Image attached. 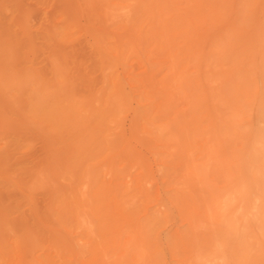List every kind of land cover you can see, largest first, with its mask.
Here are the masks:
<instances>
[{"label":"bare ground","instance_id":"obj_1","mask_svg":"<svg viewBox=\"0 0 264 264\" xmlns=\"http://www.w3.org/2000/svg\"><path fill=\"white\" fill-rule=\"evenodd\" d=\"M70 2H73V1H70ZM70 2L68 4V8H70V4H71ZM94 2H96V0H94ZM98 2H96V5ZM115 2L117 3V8H116V5L114 4L113 5L115 6L116 11L113 14L111 12H107L111 14V16L109 17L112 18V17L117 16V18L118 17L122 18L123 22H125V25L128 26L129 30L133 28L137 32L136 38L140 37V40H141V37H145V38H148L147 41L150 40V43H151L152 39H154L157 46L163 49L164 53H166V55L169 57L171 74H169L167 78L165 77V80H162L161 82H159L156 87V95L157 93H160L158 94L159 96L162 95V100H161L162 106L160 107V109H162L163 111H168L170 110V108H175L173 103L171 104L168 103V100L172 99V95L170 93L171 90L170 91L167 90V88L173 85L174 83H176L180 91H183L187 94L190 93L192 95V96L189 95L191 97V102L190 103L188 102V107L185 110L180 108V110H184L181 112L178 110L177 112H180V114H176L172 112V114H170V117L167 116L165 118L159 119V118H155V116H151L148 110V103H147L148 93H146L144 89L139 88V87L134 90L126 88L125 78L122 76V73L118 67L121 61L120 59L121 54L119 53V50H120L119 45L107 47L106 44L102 40L103 38H101L102 36L100 37L96 33L95 30H94L95 31L94 33L92 32L93 36L92 34L89 33V35H91V41L93 37V44L91 45V47H93L92 48L93 56L90 55L91 60L90 58L89 60L94 61L93 58H95V62H96L94 64L95 66L92 68L93 73L89 72L90 77L88 78V82L86 79H83V77H81L82 75L81 72H80L79 77L75 76L78 79L82 78L83 81L85 80V82L88 83L87 85L86 83L84 84L85 89L87 88L86 91L83 88L84 89L83 92L81 90L82 93L80 91L75 92L74 89H78L75 87V83H74V80L76 81V79L72 78V75L69 76L68 74L67 76V73H69V71L75 72L73 71V68H71V65L73 66L72 64L73 60H74L73 62H77L75 61V58H77L76 53H75L76 56H73V60H69V62L71 61L70 62L71 64H69L70 66L68 65L69 70L68 68H66L68 70L66 74L64 73L65 70L59 69L57 60H52L54 62L53 63L54 66L52 64V67H50V71L52 70L51 68L53 67H55V69H53L52 72L49 71V73L52 74L53 71L55 70L54 77L56 78H53V76L50 74L51 78L46 79L44 76H42L44 75L42 71L39 72L40 75H38V73H34V71L32 73V70L30 71L27 70L25 73H23L24 76H22L19 73V71L15 67H13V66H16V64L19 61L25 60L30 65H32L33 68L43 67V66L39 67L38 64L36 66L35 62L37 60L32 61L31 57H29V59L25 57L24 55L25 48L29 49L30 46H33V48L35 47L36 53L38 56L41 54V51H40L39 46L36 47V45L34 44L35 43L34 39L38 37L39 35L40 37H44L46 39L45 43L47 42V39H48L49 41L48 48H49L50 40L51 42H53V40H55V37H57L59 31L58 33L56 32V36H55V34L51 35L50 32H48L47 30L44 31L40 27L41 30L37 31L38 32L37 34H39L37 36V34H33L34 32H32L31 24L29 25L28 20L26 21L25 19H24L25 21L24 24L20 25L22 28L18 29L19 25L17 24L19 23L16 22L17 20L15 21L13 17H11L12 15H14V11H13L14 6L12 9V7L8 5V7L10 6V8L12 9L10 11L13 13L8 11L9 10L8 9L6 10V16L0 17V24H2V28L4 24L6 26V27L4 26L5 30L0 27L1 28L0 29L1 30L0 31V63L2 64V65L0 64V66H2L3 68V70H1L0 68V79H1V76H2L1 82L4 80L13 79V83L17 87H21L23 91L20 92L22 96L21 97L19 96L20 98H18V100L20 99V101L18 100L13 101V99H16V96H17L16 94L13 95L14 98L11 97L12 99L10 98V100H8L9 101L8 114H5V112H7L6 110L7 105L4 104V107H6V109L4 108V110L6 111L4 112L3 117L0 116V119L1 118L3 119V121L0 122V125H6L7 124L6 121H8V124L10 122V125L12 126L22 125L23 127V125H30L31 131L32 129L33 130L35 129L34 130L35 134H37L36 130L39 132V129L41 128V127L40 128L37 127L38 125H41V126L43 125V127L44 125H53L52 127L55 128V132L57 131L58 135L54 133V136L56 138H54L53 136H49V139L50 138L53 140L57 139V141H55L54 143L57 146H58L57 142H59V140L61 139V141H64L65 144H68V147H65L63 149L62 146H65V145L61 144L62 143L61 141H60L61 142L60 144L63 150L62 149L59 150L60 146L58 147L57 150H55L53 143L51 147L50 145L48 146V148L50 147L49 149L52 150V154L54 150L55 156L52 157L51 161L54 160V163L52 165H54L55 167V165L57 164L56 161L59 158L58 163H59L60 168L58 170L62 171L61 175L64 174L65 176L67 175L69 176L68 178L66 177L67 179L66 178L65 179L69 180L70 185H71V183H74V180L71 182V179L69 178L70 176L74 175L76 171L78 174H80L79 175L80 179L83 182L88 180L87 176H88V170L90 169V167L87 161L90 160V157H91L90 153L92 152L91 147L93 146V145H89L90 141L95 140V139H98V141L99 139L106 141L108 139V135H110L109 133L110 126L112 125V127H114V125H120L121 118H123L121 117L123 111L126 109L128 110L131 109L133 114L131 113L132 118H131L130 125H137L139 127V130L137 132H140V130L143 131L146 138H149V139L155 138L156 140L157 138L156 136L158 135L165 136L166 134L174 135L176 136V138L178 137V140H179L178 152H180V154L179 153L178 154L183 157L181 159H184L185 157L186 162H183L184 163L183 166L179 167L182 161L178 160L180 163L179 162L177 163H179L180 165L178 164L179 166L178 165L177 166L180 169L178 168H177L178 170L176 169L174 178L176 179L177 185L178 184L180 185V188L183 187L187 189L186 191H188L187 192L188 195L186 199L193 202L197 206L201 207L203 210V212L202 211L200 212V215H196L191 219V227L197 228L198 226H202L204 224V221H206L205 223H208L209 220L212 219V217H214L213 212H212V207H215L216 210L217 209L224 210L227 204L231 203V201L236 197L239 199L238 202L240 201L241 205L243 204L245 213H249L250 215L252 211H255V213L257 214L256 216L258 218V221L255 223H252L251 228L246 233L249 238L247 237V240L245 241V246L247 247V250L245 252H243L242 250L243 246H241V242L239 241V239H237L238 237L243 238L241 234L242 231H239L237 227H234V226L232 228L226 227V228H220L217 231L215 230L216 231L215 235H211V236L202 235L200 236V238L198 237L197 240L195 239L194 241L183 242L182 247H181L182 251L180 252H182L183 255L186 256V258L190 259L193 264H208L209 262H213L214 264H264V255H262L264 254V160L262 159L264 157L263 147H262L263 140H264V132L262 131V129H260L256 125L244 124V123L238 122L235 119L237 109L248 110V105L249 103H251V101L245 102L246 98L251 93L250 94L247 93V96L244 99H242L239 96L238 91H239L240 86L246 85L247 87H249L247 89L248 91L249 89H254L256 87L258 88L257 78L259 74H261V79H264V50H263V46H264V0H239L237 3L234 4L233 7H232V4L229 3V0H115ZM6 3L5 4L3 3V7L4 5L6 6ZM78 3H81V2L78 1ZM99 3H100L99 4L100 7H103V9L108 10V11L111 7H114L113 5L110 7V5H108V2L106 0H101ZM74 4L75 2H73V5ZM248 4H254L255 6L258 7V8L256 7L257 10L255 11V15L257 14L256 17H258L259 19L258 26H257L258 30L256 31L257 39L255 40V43L258 48L262 46V50H260L261 52L257 51L256 53L253 54L251 58L250 68L245 70V69H242L241 67V64L244 62V58H242V56L240 55L235 45L236 43H238V38H237L238 34L240 36V33H247V32L249 33L250 31L249 28H251L249 25V20L251 16L245 12L246 11L245 7ZM75 5L74 7L72 6L74 12L76 10ZM99 5H97L98 8H99ZM93 6L95 8V5ZM3 7L0 9V11L3 10ZM5 8L6 7H4V9ZM99 9L98 11L101 13ZM92 10H93V7H92ZM230 10L238 11L236 20L233 21L231 19V21L229 22L227 21L228 20L227 19L225 20V23H222L228 11ZM7 12H10V14L9 13L7 14ZM76 12H78V10H76ZM70 13H68V15ZM74 15H72V18ZM60 17L62 16L60 15ZM76 17L78 16H75V18ZM97 18H99L98 15H97ZM110 19L108 20V18L106 17L105 21L104 20L103 21L105 23H108V21L110 22ZM90 20H93V18ZM67 21H69V19ZM202 23L203 25L211 26V28L214 27L215 25H220L222 23L220 26L221 27L223 26L221 29L223 34L221 36L218 35L219 37L216 39V41L213 40L214 38L212 39L211 37L209 40L210 45L208 46L205 45L206 43H208V41L207 42L205 41L206 43H203L204 41L201 42L199 38V42L201 44L203 43V46H204L201 48L206 47L205 51L208 50L210 46L209 50L207 51V54L205 52V54H203L204 55L203 57L201 56L199 57L198 55L195 54L193 50V49H196L198 46V45L196 46L198 39L196 40L194 37L193 38L194 40H193L191 37L195 33L193 31H197L198 29L197 27L204 28L201 25ZM84 24L85 23H83V26ZM58 26L61 27L60 24H58ZM58 26H56L55 29L59 28ZM73 26H75V23ZM119 26H121V24ZM74 28L75 27H73V30ZM77 28H78V25H77ZM91 28L90 29L88 28L89 31L91 30ZM61 29H60V32H62ZM67 29L63 30V32L65 31L66 33L64 34V37L68 33ZM204 29L209 30L208 27L207 28L205 27ZM106 30L105 32L107 33ZM126 30H127V27H126ZM208 30L206 31L210 32ZM50 31H53V30L50 29ZM70 31L71 30H69V32ZM199 31H202V29H200ZM220 32L219 34H221ZM254 32L255 31L253 28V33ZM71 33L73 34L74 32H71ZM83 33L87 34V31ZM197 33H201V32L197 31ZM61 34H59V36H61ZM141 34H145V36H141ZM201 34H207V33L205 32ZM59 36H58V39H59ZM116 36L118 37L117 34ZM64 37L62 36L63 40L65 41ZM204 37L206 39V35H204ZM118 38H120V36ZM211 39H212V42H211ZM246 41H247V44H249V40H246ZM83 42L85 41L82 40V43ZM45 43L43 42L40 44L41 45L44 44L45 46ZM142 43L144 44L145 41L144 42L141 41V44ZM250 46H251V43H250ZM37 48H38V51H40L39 53L37 51ZM199 48H200V45H199ZM138 49H134V51H139ZM228 49L230 50L232 49V50L227 55L226 52ZM45 50L42 52L43 55L46 52ZM141 50H143V48ZM70 51L68 52L70 53ZM89 52H90V49H89ZM153 52H154V49H153ZM197 54L200 55V53H197ZM46 55L49 56L47 53ZM67 55L68 53L66 54V56ZM225 55H226V58H225ZM68 56L72 57V55H68ZM245 57L248 62V54ZM80 59H81V56H80ZM148 60L150 61V59ZM49 61H50V66H51V62H52L51 59ZM90 61H88V57H87V64ZM212 61H216V62L212 63ZM145 62H147V60ZM34 63H35V66H34ZM210 64H214L213 65L214 68H210L211 67ZM30 65L27 66V68L30 67ZM8 66L10 67V69H8L9 68ZM78 66H80L79 63L75 66L76 67L75 73L78 72L77 70L79 69ZM89 66L91 68L93 65H89ZM63 67L65 68V65ZM196 68H198V71ZM88 69L89 67L86 68L85 70H88ZM149 69L150 68H148V71ZM146 71H147V67L145 71L143 72H146ZM154 71L156 72L155 68H154ZM49 73L46 72L45 75L46 74L49 75ZM152 75H154L153 72H152ZM6 76H7V79L5 78ZM211 82L213 83L215 82V84L213 85L216 87L212 85L210 87ZM152 84H154V82L151 83V85ZM80 86L82 89L81 84ZM154 86L156 85L154 84ZM1 87L3 86L0 85V96L2 93L3 96H1V98L4 97L3 99H5L7 98L6 94H7V91L9 92L8 90L9 88H7L6 93H5L4 87L3 88ZM210 88L212 89L210 90ZM153 89L155 90V87ZM153 89H151L152 93H153ZM255 90L256 89H254V91ZM11 92H14V91H12V89L10 90L9 97L12 96ZM209 92H212L211 95ZM256 95L257 93H254V97H256ZM7 99L5 101L2 99L1 100L4 103H7L6 102ZM263 100H264V96H263ZM3 102L1 103L3 104ZM20 102L22 103L19 104ZM225 102L228 103V113L231 117L229 121L227 120L228 122L223 123L224 125L226 124V126L222 124L224 126L222 127L220 123H219L220 125L214 124L216 121H215L214 116L212 118V115L219 114L218 109ZM0 108L3 109V106H1ZM222 109L220 107V110ZM4 110L0 111V115H2L1 112L3 113ZM223 111H226V110L224 109ZM165 113L166 112H164V115ZM209 116H211L213 120L209 118ZM216 117L218 118L219 116L216 115ZM221 118L222 116L220 112V117H219L220 122H221ZM4 119L6 121H4ZM212 122H213V125L211 124ZM222 122H224V120ZM31 125L33 126L35 125L36 128L35 127L31 128ZM13 129L15 130L16 128H13ZM61 129L63 130L61 131ZM114 130L113 132H115ZM17 131H20V130H16L14 134ZM40 132H42V130H40ZM2 134H3V130L0 135L2 136ZM14 134H11V135H14ZM42 134H44L43 137L45 138V141H46V136H48V133L46 134L45 129H44V133L42 132ZM204 135L208 136V140H207L208 144L203 145L199 148H197L196 145L191 144V143H194V140H197L196 138L204 136ZM13 137L15 139V136ZM110 137L111 135L109 136V138ZM143 137L140 136V139H142ZM14 139H12V141H14ZM51 139L48 141L52 142L53 140ZM9 140L11 141V139ZM48 141L47 143H49ZM43 143L45 142H42L41 140V143H40L39 141L40 145ZM119 143L121 144V142ZM225 143L227 144L226 148L224 147ZM4 145L5 144H3V146ZM45 145L47 144L45 143ZM3 146L1 147L2 149L5 147ZM42 147L43 149L45 148L44 144ZM220 147L225 148V149L221 148L222 153L218 152V149ZM11 149H9V151ZM195 150H197L198 154L204 157L202 161H196L195 160L196 158L194 159L192 157L194 154L192 156L190 155V153ZM6 151H8V149ZM48 151L46 152V154H48ZM223 151L225 153H223ZM3 152H4V149H3ZM179 155H178V159H179ZM259 155H261L262 158ZM44 156L45 155L43 154L42 158L40 159L43 160L45 158ZM50 156H51V153H50ZM125 156L127 157V155ZM0 157L4 158V156H0ZM47 157L49 158V156ZM47 161H44L43 164L45 162L47 163ZM49 165L50 164L48 163L47 167H49ZM52 165H50V167ZM211 165L213 167V172H216L218 176L223 177L224 175L225 177L229 179L228 189L226 191H225V188H224V191H221L215 187L207 188L206 185L205 186L202 185L200 187L199 183L200 182L203 183V181H205L206 175L208 173L207 172L208 167L211 169L210 167ZM6 166L10 170H12V168H10L7 165V163H6ZM42 166L43 165H41V168H39L38 170L40 169L42 170ZM44 169L45 170L43 172L45 171L47 172V169L46 168ZM51 169L55 170L53 167ZM157 169L159 171V168ZM46 172L44 173V175L46 174ZM147 173H148L147 166L146 168L145 166H142L140 174L135 180V184H134L135 187L133 188L134 191L132 192V190H130V192L128 193L123 191L121 194L122 202L120 203V205H122V208L124 210L126 208V204L128 205L129 203L131 205L133 204L132 201L135 200L134 201V205H135L136 199L140 198L139 202L137 201L138 203L136 207L130 209L129 211H127L126 209L127 213H124V216H126L125 221L128 218H130L128 219L129 229L132 227L131 237L132 236L133 237L130 239V241H133V244L130 247V243L128 242V248L132 249L133 247V250H136V253H137L136 257L141 258V260L138 259V261L136 263L134 262V264H159L161 263V260L158 257L159 252H161L159 247L161 246L157 239V233H156L157 227L155 224V220L159 219L158 211H161L162 209L157 210V208L160 207L162 202H164V199L162 198V196L159 195L158 198L152 201V199L150 198L152 195L150 196L148 193H144V185H145L144 183L145 181H148L147 177L149 173L148 174ZM240 173H242L243 175V179L241 178L242 179L241 181L239 180ZM37 176H36L37 179L42 178L40 177V175H37ZM40 179H39V182H40ZM48 179L49 178H47V181L45 182V184H47V182L49 181ZM51 180L52 179L50 178V181ZM171 181H172V177H171ZM172 182L174 183V181ZM40 184L41 183H39V187L41 186ZM165 184L168 185V183H165ZM43 186H44V183H43ZM55 186H56V183H55ZM71 187L73 186H70V188ZM80 187L82 188V186ZM89 187L86 193H88ZM53 188L54 187L52 185V189ZM110 191L112 192L111 189ZM126 191H128V189ZM149 191L147 190V192ZM57 192L55 191L56 194ZM63 192L65 191L63 190ZM46 195L48 196V194ZM141 198H143V203L139 204L140 201L142 202ZM150 201L155 202L153 203V205L157 206L159 203L160 205H158V207L152 206L148 210L146 206ZM237 209H240V204ZM64 210L66 211L65 215L67 216V218L75 219L79 225H84L85 227H87L88 233L94 230L92 219H90L89 204L83 203L82 201L81 202L70 201L68 202ZM252 219H253V216H252ZM130 221H133L132 225H130L131 223ZM217 224H213L212 226L214 225L217 226ZM205 228H206V225H205ZM127 230H128V227L126 228V231L124 232H127ZM198 233H200V231ZM230 233H235L236 238L230 236ZM252 239H256L258 241L259 246L257 250H259L261 253L259 257L254 256L253 254L254 252L252 253V249H254L255 247L252 242L253 241ZM256 240H254L255 245L257 243Z\"/></svg>","mask_w":264,"mask_h":264},{"label":"rangeland","instance_id":"obj_2","mask_svg":"<svg viewBox=\"0 0 264 264\" xmlns=\"http://www.w3.org/2000/svg\"><path fill=\"white\" fill-rule=\"evenodd\" d=\"M0 1H1L0 9L3 7V3L5 4L8 1L7 2L8 4L6 3V6L4 5V7L6 8L4 9L3 7V10L0 11V17L6 16V10L9 9L8 11H10L13 9V6H14V9H15V10L13 9L14 15H12L11 17H13V19L15 21L17 20L16 22L19 23L17 24L19 25L18 29L22 28L20 25L24 24L25 22L24 19H25L26 21L28 20L29 25L31 24L32 32H34L33 34H37L38 33L37 31L42 29L44 31L47 30L48 32H50L51 35L55 34L56 36V32L58 33L59 31L57 37H55V40H53V42H51L50 40L49 48H48V45H49L48 39H47V42L45 43L46 39L44 37H40V35L37 34V36L38 35L39 36L34 39L35 41L34 44L36 45V47L39 46L42 55H43L42 52L46 49L45 50L46 52L44 53L43 56L41 54L37 56L36 48L35 47L33 48V46H30L29 49L25 48V52H24L25 57L28 59L29 57H31L32 61L37 60L35 62L36 66L38 64L39 67L41 66L43 67L33 68L32 65H30L25 60L19 61L16 64V66H13V67H15L22 76H24L23 73H25L27 70L29 71L32 70V73L34 71V73H38V75H40L39 72L42 71L44 73V75L42 76H44L46 79L51 78V75L53 76V78H56L54 77L55 70L53 71L52 74L49 73L50 67H52V64L54 63L52 60H57L59 69L65 70L64 73L66 74L69 70L68 65L71 64L70 63L71 61L69 62V60H73V56H76L75 55L76 53L77 58H75V61L77 62H73L74 61L73 60L72 64L74 67L71 65V68H73V71L76 72L75 66L79 63L80 66H78L79 69H77L79 74L78 72L75 73V72L69 71V73H67V76L69 74V76L72 75V78L76 79V81L74 80L75 87L78 88L79 90L74 89L75 92H79V91L81 92V90L83 92V90L85 89L84 84L85 83L86 85L88 84L87 83L88 78L90 77L89 72L93 73L92 68L95 66L94 64L96 63L95 58H93L94 61H90L91 60L90 55L93 56V49H92L93 47H91V45L93 44V37L91 41V35H89L90 33L93 36V33L96 31V33L100 37L102 36L101 38H103L102 40L106 44L107 47L119 45L120 47L119 53L121 54L120 64L122 66L119 64L118 67L122 73V76L125 78L126 88L134 90L139 87V88L144 89L146 93H148L147 103H148V110L151 116H155V118L160 119V118H165L167 116L170 117V114H172V112L176 114H180L181 111H184L188 107V102L189 103L191 102V97L189 96L191 94L190 93L187 94L183 91H180L176 83H174L175 85L173 84L169 86L168 87L169 89L167 88V90L169 91L171 90L170 93L173 99L172 101V99H170L169 97L171 101L168 100V103L169 104L173 103L175 108H170V110L168 111H163L162 109H160V107L162 106V101H161L162 95L159 96L158 94L160 93H157L156 95V87L159 82H161L162 80H165V77L167 78L169 74H171L169 57L166 55V53H164L163 49L157 46L154 39H152L151 43H150V40L147 41L148 38H145V37H141V40H140V37L136 38L137 32L133 28L129 30L128 26L125 25V22H123L122 18L120 17L117 18V16H115V17H112L113 18L112 19L111 17H109L111 16V14L107 12H111L113 14L116 11L114 5H116V8H117V3L115 2V0H109V1L106 0L108 2V5H110V7L114 4L113 5L114 7H111L109 11L103 9V7H100L99 2L101 0H96V2L99 1L97 5H99L100 9L97 7L96 2H94V0H85V2L84 0L82 1L81 0H69V1L68 0H0ZM70 1L75 2V4L77 2V4L76 5L74 4V5H75V9L78 10V12H76V10L74 12L73 2H70ZM78 1H80L81 3H78ZM238 1L239 0H236V1L229 0V3L232 4V7H233L234 4L237 3ZM69 2L71 3L70 8H68ZM8 5H10L12 9L10 8V6L8 7ZM93 5H95V8ZM92 7H93V10H92ZM256 7L257 6H255L254 4H248L245 7V10H246L245 12L251 16L249 20V25L251 27L249 29L251 33L249 31V33L248 32L240 33V36L238 34V37H237L238 43H236L235 45V47H237V50L239 51L242 58H244V62L241 64V67L242 69H245V70L250 68L251 58L253 54L256 53L257 51L261 52L260 50H262V46L258 48L255 43V40L257 39L256 31L258 30L257 26H258V21H259L258 17H256L257 14L255 15V11L258 8ZM98 9L101 11V13L98 11ZM67 11L68 13H70L71 11V13L68 15ZM230 11H228L227 13L229 17L226 15L222 23H225V20L227 19H228L227 21L229 22L231 21V19L233 21L236 20L238 11L233 10L234 13L233 11L231 12ZM10 12H7V14L8 13L10 14ZM230 13L233 17L230 15ZM60 15L62 17H60ZM72 15H74L73 18H72ZM97 15L99 18H97ZM75 16H78V17L75 18ZM106 17L108 18V20L111 18L110 19L111 23L109 21L108 23L104 22ZM92 18L93 20H90ZM68 19L69 21H67ZM77 20L80 21L81 23L78 22ZM74 23H75V26H73ZM83 23H85L84 26H83ZM58 24H60L61 27L58 26ZM120 24L121 26H119ZM77 25H78V28H77ZM90 25L92 26V28ZM201 25L204 28L208 27L209 30L208 29L206 30L210 32H207L204 28L197 27L198 32H201V33L206 32L207 34L197 33V31H193L195 32L194 34L192 33L193 36L191 38L193 39L195 37L196 40L198 39L197 44H196V46L198 45L196 48L197 50L196 49H193V50L195 54L198 55L199 57L200 56L203 57L204 56L203 54H205V52L207 54V51L210 48L209 46L208 50L205 51L206 47L201 48V47H204L203 43H206L208 41V43L205 44L208 46L210 45L209 40L211 37L212 39L214 38L213 40L216 41V39L223 34L221 30L223 26L221 27L220 25H215L214 27L211 28V26L203 25V23ZM4 26L2 28V24H0V27L5 30L6 26L5 27ZM56 26H58L59 28L55 29ZM123 26L125 27V29ZM73 27H75L74 30H73ZM126 27L128 31L126 30ZM88 28L89 29L91 28V30L89 31ZM199 28L202 29V31H199L200 30ZM218 28L221 30V32ZM253 28L255 31L254 33H253ZM50 29H52L53 31H50ZM60 29L62 30V32H60ZM65 29H67L68 33L64 37V34L66 33L65 31L63 32V30ZM69 30L71 31L69 32ZM105 30L107 31V33L105 32ZM125 30L127 33L125 32ZM86 31H87V34L83 33ZM218 31L221 34H219ZM71 32H74L76 35L74 33L72 34ZM115 33L118 35V37L120 36V38H118ZM59 34H61V36H59ZM204 35H206V39ZM58 36H59V39H58ZM62 36L64 37L65 41L63 40ZM141 36H145V34H141ZM199 38L201 42L204 41L202 44L199 42ZM212 39H211V42H212ZM82 40L85 42L82 43ZM246 40H249V44H247ZM42 41L45 43V46L44 44L42 45L40 44V43H43ZM141 41L142 42L145 41V43L141 44ZM250 43H251V46H250ZM199 45H200V48H199ZM142 48L143 50H141ZM89 49H90V52H89ZM134 49H138L140 52L134 51ZM153 49H154V52H153ZM231 50L230 49L227 50L226 52L227 55L229 54ZM263 50H264V46H263ZM37 51H38V48H37ZM40 51H38V53ZM68 51H70V53ZM65 52L66 54L68 53V55H72V57L71 56L69 57L68 55L66 56ZM46 53L50 57L47 56ZM197 53H200V55ZM247 54H248L249 63L247 62V59L245 57L247 56ZM79 55L81 56V59ZM87 57H88V61H90L88 62V64H87ZM225 58H226V55H225ZM50 59L52 61L51 66H50V61H49ZM143 59L145 61L147 60V62H145ZM148 59H150V61ZM214 62L216 61H212V63ZM35 63H34V66H35ZM29 65L30 67L27 68V66ZM64 65H65V68L63 67ZM89 65H93V66L90 68ZM213 65L214 64H210L211 66L210 68H214ZM88 67L89 69L85 70ZM146 67H147V71L143 72L145 71ZM0 68L1 70H3L2 66H0ZM66 68H68V70ZM148 68H150L149 71H148ZM154 68L156 72L154 71ZM8 69H10V67ZM51 69L53 70L55 69V67ZM196 69L198 71V68ZM52 70L50 72H52ZM46 72L49 73V75L46 74L47 77L45 75ZM80 72L82 74L81 77H83V79H86L87 82H85V80L83 81L82 78L81 79L76 78L80 76ZM152 72L156 76V78L154 75H152ZM5 78L7 79V76ZM257 79H258V88L257 87L254 88L256 89L255 91L254 89H249L247 91L249 87H247L246 85L240 86L239 91H238L239 96L242 99H244L247 96V93L249 94L251 93L245 100V102L251 101V103H249L248 105V110L237 109L235 119L238 122H241L244 124L256 125L260 129H262V131L264 132V100H263L264 79H261V74L258 75ZM1 80H2V76L0 79V85L4 87L5 93H6L7 88H9L8 89L9 92L11 89L12 91H14V92H11L12 96L10 97H9V92L7 91L8 96L6 94V97L9 99L7 98L3 99L4 97L1 98V96H3V94L1 93L0 107L3 106V109L1 108L0 109L4 110V108L6 109L7 107L6 109L7 112H5L6 110H4L3 113L1 112L2 115L0 116L3 117L4 112L5 114H8V107H9L8 100H10L11 97L14 98L13 95L16 94L17 95L16 99H13V101H17L18 98L22 96L20 92H22L23 89L21 87H17L13 83V79L4 80L2 82ZM147 82H149L150 84ZM153 82L156 86H154V84L151 85V83ZM80 84L82 85V89H81ZM213 84H215V82L214 83L211 82L210 87L211 85L214 86ZM154 87H155V90L153 89ZM212 88H210V90ZM151 89H153V93ZM209 93L211 95L212 92H209ZM254 93H257L256 97H254ZM1 99L4 101L7 99L6 101L7 103H4ZM18 101H20V99ZM1 102H3V104ZM21 103L22 102H20L19 104ZM4 104H6L7 106L5 105L6 107H4ZM220 107L221 109L223 107V109L220 110ZM220 107L218 109L219 114H216V115L220 117V112H221V116H222L221 122H220L219 117L217 118L216 115H212V118L214 116L215 121H216L214 123L215 125H220V124L222 125L223 123L228 122L231 117L228 113V103L227 102L223 103ZM180 108L184 110H180ZM224 109L226 111H223ZM178 110L180 112H177ZM164 112H166L165 115H164ZM131 113L133 114L131 109L130 110L126 109L123 111L122 116H121L123 118H121V121H120L121 126L114 125V127H112L111 125L109 128V133L111 137L109 138L110 135H108V139L106 141L101 140V139H99V141L98 139L90 141L89 145H93V146L91 147L92 152L90 153V156H91L90 160L87 161L90 167V169L88 170V176H87L88 180L83 182L80 179V176H79L80 174H78L76 171V173L70 176L69 178L71 179V182L74 180V183H71V185H70V181L66 180L69 176L68 175L65 176L64 174L61 175L62 171L58 170L60 168L59 163H58L59 158L56 161L57 164L55 165V167L54 165H52L54 163V160L53 161L51 160H52V157L55 156L54 150L52 154V150L49 149L52 146V143L55 147V150H57L59 146H60L59 150L62 149V147L63 149L65 147H68V144H65L64 141H61V139L59 140V142H57L58 146L54 144L55 141H57V139L53 140L50 138L54 142L48 141L50 140L49 136H53L54 138H56L54 136V133L57 134V131L55 132V128L52 127L53 125H44V127L47 126L46 128H44L43 125L42 126L36 125L37 127L39 128L41 127V128L39 129V132L36 130L37 134H35L34 132L35 129L34 130L32 129L33 131L32 132L30 129V125H23V127L22 125H19L20 127L18 125H13L14 126L13 127L12 125H10V122L8 124V121L4 119V121H6L8 125L7 124L0 125L1 126L0 130L2 129L3 134H4V135L2 134V136L0 135V153H1L0 156H4V158L0 157V264H132V263L134 264V262L136 263L138 259L141 260L140 257L139 258L136 257L137 253H136V250H133V247L132 249L128 248V242L130 243V247L133 244V241H130V239L133 237V236L131 237L132 227L129 229L128 219L130 218H128L125 221L126 216H124V213H127V211H129L130 209L136 207L140 198H137L138 200L135 198L136 199L135 205H134L135 200L132 201L133 204L131 205L129 203L128 205L126 204L125 210L122 208V205H120V203L122 202L121 194L123 191L127 193L130 192V190H132V192L134 191L133 188L135 187L134 186L135 180L139 176L142 166H145V168L147 166L148 173H149V174L147 173L148 181H145L144 183L145 184L144 193H148L150 196L152 195L150 197L152 201L158 198L159 195L162 196V198L164 199V202H162L161 205L160 203L158 204L160 205V207H158V205L157 206L153 205V203L155 202H152V201H150L146 206L148 210L152 206L158 207L157 210L162 209L161 211H158L159 219L155 220V224L157 227L156 228L157 239L161 246L159 247L161 252H159L158 254V257L161 260V263L159 264H193L190 259L186 258V256L183 255L182 252H180L182 251L181 250L182 243L186 241H194L195 239L197 240V238L198 237L200 238V236L202 235L203 236L215 235L217 230H219L220 228H226V227L232 228L234 226V227H237L239 231H242L241 234L243 238L238 237L237 239H239V241L241 242V246H243V249H242L243 252L247 250V247L245 246V241L247 240L248 236L246 233L251 228L252 223H255L258 221V218L256 216L257 214L255 213V211H252L250 215L249 213H245L243 204L241 205V202L240 201L238 202L239 199L236 197L231 201V203L227 204L224 210L223 209L216 210L215 207H212V212H213L214 217H212V219L209 220V222L211 221L210 223L209 222L205 223L206 221H204V224L202 226H198L197 228L191 227V219L196 215H200V212L201 211L203 212V210L201 207L197 206L193 202L186 199L188 195L187 193L188 191H186L187 189L183 187L180 188V185L179 184L177 185L176 179L174 178V174L178 166L181 164L179 166L181 167L184 164L183 162H186V158L184 157L185 161L184 159H181L183 157L179 155L180 152H178V149H179L178 148L179 146L178 137L176 138V136L174 135L166 134L165 136L164 135L156 136L157 137L156 140L155 138L154 139L146 138L143 131L140 130V132H137L139 130V127L137 125H130L131 118H132ZM209 118H211V116H209ZM223 120L224 122H222ZM1 121H3L2 118L0 119V122ZM211 124L213 125V122ZM223 125L222 127L226 126V124L224 126ZM33 127H35V125L34 126L31 125V128ZM13 128H16V129L14 130ZM44 129H45L46 134L48 133V136H46V141H45V138L43 137L44 134H42V132L44 133ZM63 129H61V131ZM16 130H20V131H17L14 134ZM40 130H42V132H40ZM113 130L115 132H113ZM38 133H40L41 135ZM11 134H14V135H11ZM13 136H15V139ZM140 136L142 137L144 136V137L140 139ZM9 139H11V141ZM12 139H14V141H12ZM196 139L197 140H194V143H191V144L196 145L197 148L208 144L207 135L198 137ZM41 140L42 142H45L47 144L45 145V143H43L45 146L44 149L42 147L43 144L41 145L39 144V141L41 143ZM47 141L49 143H47ZM119 142H121V144ZM60 143L64 144L65 146L61 147ZM3 144H5L4 146L6 148L3 146ZM49 145L50 147L48 148ZM2 146L4 147L3 148L4 152H3V149L1 148ZM224 147L225 148L227 147L226 143ZM224 147H220L218 149V152L222 153L221 148H224ZM262 147H263V154H264V140H263ZM7 149L8 151H6ZM9 149L11 150L9 151ZM47 151L49 155L46 154ZM49 152L51 153V156ZM223 153L225 152L223 151ZM43 154L45 155L44 156L45 158L43 160L44 161L48 160L47 163L45 162L44 164H43L44 161L40 159L42 158ZM125 155H127V157ZM178 155H179V159H178ZM190 155L191 156L193 155L192 157L194 159L196 158L195 159L196 161H202L204 159L202 155L197 153V150L191 152ZM47 156H49V158ZM259 156L261 157V155ZM262 159L264 160V157ZM178 160L182 162L180 163ZM177 162H179L180 164ZM6 163L10 168H12V170L7 168ZM48 163L52 166L50 167L49 165V167H47ZM41 165H43L42 170L41 169L38 170L39 168H41ZM52 167L55 170L51 169ZM210 167L211 169L208 167V171H207L208 173L206 175L205 181H203V183L202 182L199 183L200 187L202 185L203 186L206 185L207 188L215 187L221 191H224V188H225V191H226L228 189L229 179L225 177L224 175L223 177L218 176L216 172H213L212 165ZM44 168L47 169V172L45 171L46 172L45 175H44L45 172H43L45 170ZM157 168H159V171ZM36 174L42 177L41 179L39 178L40 182H39V179L36 178L37 176ZM239 176H240L239 180L241 181L243 179L242 173H240ZM171 177L174 183L171 181ZM47 178H49L48 179L49 181L47 182V184H45V182L47 181ZM50 178L52 179L51 181H50ZM39 183H41L40 187H39ZM43 183H44V186H43ZM55 183H56V186H55ZM57 183L59 184V186ZM165 183H168V185ZM52 185L55 189L54 188L52 189ZM87 185L88 187L90 186L88 193H86L88 189ZM70 186H73V187L70 188ZM80 186H82V188ZM116 186L119 189H117ZM110 189L112 190V192L110 191ZM127 189L128 191H126ZM63 190L65 192H63ZM147 190L148 191L150 190L149 191L150 193L147 192ZM55 191L56 192L58 191L57 194L55 193ZM46 194H48V196ZM141 200L142 202L140 201L139 204L143 203V198H141ZM70 201H79V202L82 201L83 203L89 204L90 219H92L93 228H94L92 232L88 233V228L85 227L84 225H79L75 219L67 218V216L65 215L66 211L64 209L66 208L68 202ZM239 204H240V209H237L239 207ZM252 216H253V219H252ZM130 222H131L130 225H132L133 221H130ZM212 223L213 224L218 223V224L217 226L216 225L212 226L213 225ZM205 225H206V228H205ZM127 227H128L127 232H124L126 231ZM199 231L200 233H198ZM230 236L235 237V233H230ZM252 240L255 246L254 249H252V253L254 252L253 253L254 256L259 257L261 253L259 250H257L259 246L258 241L256 239H252ZM254 240H256L257 242L256 245H255ZM208 264H214V263L209 262Z\"/></svg>","mask_w":264,"mask_h":264}]
</instances>
